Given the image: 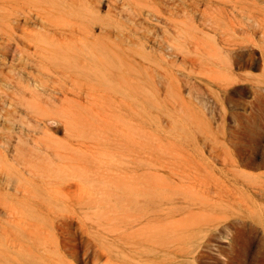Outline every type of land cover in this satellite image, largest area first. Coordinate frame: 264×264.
I'll return each instance as SVG.
<instances>
[{"label": "rangeland", "instance_id": "374dc122", "mask_svg": "<svg viewBox=\"0 0 264 264\" xmlns=\"http://www.w3.org/2000/svg\"><path fill=\"white\" fill-rule=\"evenodd\" d=\"M120 12L123 17L116 16L119 26L115 30L119 38L112 41L130 51L129 81L117 76L110 86H99L91 95L79 97L88 84L44 78L47 93L59 95L60 108H56L71 123L47 121L49 128L38 132L33 131L34 120L16 117L11 111L24 96L17 94L15 85H28L21 77L26 75V61L21 54L4 60L0 12V264H24L16 256L20 246H11L12 241L34 246L48 264H86L85 259L95 264L98 255L103 257L99 264H144L142 260L147 264V256L142 259L144 252L135 248V242L145 239L146 198L151 193L201 189L217 203L224 195L231 206L229 214L236 215L237 208L246 210L250 205L264 213V198L247 193L239 177L242 173L259 176L264 170L258 157L264 153V142L258 140L264 133L244 131L260 124L264 109L250 108L245 102L253 97L237 93L231 79L241 71L260 70L264 0H102L101 18ZM174 23L189 28L187 35L177 36L183 46L176 49L167 47V30ZM24 27L15 28L14 34L32 29ZM94 30L102 33L99 22ZM222 73L231 75L229 82L223 81ZM222 95L229 97L226 105H219ZM9 100L14 105L9 106ZM19 137H28L32 144L36 140L65 147L66 159L54 158V166L73 161L71 174L82 179L107 176L128 183L113 186L106 200L90 199L87 194L83 199L79 190L88 186L82 180L48 176L44 180L30 173L34 167L26 170L30 164L47 170L52 161L36 154L37 150H27ZM30 192L51 195L52 206L28 198ZM242 195L246 200L238 206ZM23 198L42 206L47 222L32 243L18 240L27 224L12 223L16 213H8L3 206L5 201L14 204ZM245 213L243 253L234 264H263L264 229L255 221L258 212ZM156 219L158 224L159 215ZM171 219L177 217L171 214L164 221ZM63 241L77 249L80 262H74L72 253L57 249V242L63 245ZM221 241L230 247L229 239ZM178 246L172 247L173 253L179 251ZM130 256L142 260L130 262Z\"/></svg>", "mask_w": 264, "mask_h": 264}, {"label": "bare ground", "instance_id": "6f19581e", "mask_svg": "<svg viewBox=\"0 0 264 264\" xmlns=\"http://www.w3.org/2000/svg\"><path fill=\"white\" fill-rule=\"evenodd\" d=\"M101 4L102 0H0V12L3 14L2 19L4 21L1 54L5 61L7 60L5 57L10 54L14 56L21 54L20 58L26 61L24 63L26 75H21V77L27 79L28 85L21 87L20 82L15 85L19 89L17 94L24 96L11 111L15 112L16 117L25 116L27 119L34 120L36 122L33 127L34 132L47 130L49 128L47 121L51 120L53 125L55 120L62 123L63 119L67 121L65 124L71 123L70 118L62 109L56 108H60L57 106L59 95L57 92L47 93L49 90L46 81L43 80L44 78L88 84V90L82 89L78 92L79 97L91 95L99 86H110L112 80L117 76L124 81H129L130 51L124 50L123 47H120L121 45L114 44L112 41L114 38H119L115 31L119 26L116 16L123 17V14L120 12L101 18ZM98 22L102 33L97 35L94 24ZM21 26L32 27V29L22 35H15V28ZM187 26V24L184 26L177 23L172 24L171 28L167 30L169 35L167 47L176 49L182 45L177 36L181 33L187 35L189 30ZM121 41H125V39ZM261 50L263 62L261 86L264 87V45H262ZM16 58L18 59V57ZM221 77L224 79L223 81L229 82L228 78L231 75L228 77V74L222 73ZM234 77L231 79L235 80ZM11 105L14 104L11 102L9 106ZM54 116L58 119H55ZM263 121L264 118L262 123ZM28 137L26 139L19 137L23 140L27 150L30 148L33 151L37 150L36 154L40 153L43 159L52 162L47 166V170L40 164H30L26 170L30 171V167H34L35 170L30 171V173L38 175L44 180L47 176L54 179L58 178L57 180L60 181L74 178L82 180L84 185L88 186L87 190L84 188L79 190L78 195L83 199L87 194L90 199L102 197L106 200L113 194V186L116 184L126 186L128 183L127 180L119 182L115 178L107 176H95V178L87 180L71 174L75 169L74 165L72 166L73 161H64L62 166H54L53 164L56 157L59 160L66 159L65 147L60 146L58 149L55 145L36 140H33L32 144ZM30 144L32 146H29ZM26 155L28 154L26 153ZM239 177L247 188V193L260 195L264 198V173L259 176L242 173ZM219 197L220 201L217 203L210 196L202 193L201 189L170 190L159 195L149 194L146 198L145 207L148 218L145 239L135 242V248L144 252L142 259L143 256H147V264H156L157 260H161L165 264H234L238 262L243 253L242 233L247 226L248 215L245 211L253 212L254 210V214L258 212L255 221L263 229L264 213L260 214L254 206L250 205L251 207L248 206L246 210L237 208L236 212L238 213L236 215L229 214L228 210L231 206L226 203V197L224 195ZM28 198H37L38 201L44 202V206H52L53 202L51 195L38 192H30ZM245 200L244 195H242L241 199L237 201L238 206L243 205ZM30 201L23 198L14 204L7 201L3 204L8 213H16L12 215L13 219L10 220L13 221L12 223L27 224L26 226L22 224L24 228L20 232L22 236V239H18L20 242L23 239L31 243L34 242L42 235L47 225L42 216V206ZM177 213L181 217L178 218ZM171 214H174L177 219L164 221ZM158 215L161 220L159 219L157 224L156 217ZM43 237L48 236L43 234ZM223 239L230 240L228 243L230 247L221 241ZM57 243V249L60 252L64 249L69 254L74 255L75 263L81 261L79 252L75 247L65 241H63V245ZM178 243L179 251L175 254L172 252V247ZM10 244L15 247L20 246L16 256L24 264H48L47 258L38 252L34 246L17 245L13 241ZM213 250H216V253H212ZM102 258L98 255L94 259V263H101ZM142 259L130 256V262L137 263ZM208 260L210 261L208 262ZM84 262L88 263L86 259ZM142 262L145 264V260Z\"/></svg>", "mask_w": 264, "mask_h": 264}, {"label": "crops", "instance_id": "0c3cea01", "mask_svg": "<svg viewBox=\"0 0 264 264\" xmlns=\"http://www.w3.org/2000/svg\"><path fill=\"white\" fill-rule=\"evenodd\" d=\"M262 74H263V62L260 65V70L258 71H241L238 75H236L235 80L233 81L234 84L237 85L236 92L239 93L240 95L247 94L249 96L253 97V100L246 101L247 105L250 108L254 107H260L264 109V87L261 86V79H262ZM232 82V83H233ZM218 90V88H215ZM219 91V90H218ZM229 91V90H228ZM227 91V92H228ZM223 93V91H222ZM222 102H219V105L224 103L226 105V101L229 100L228 96H221ZM254 102L256 104H254ZM258 126L255 129H244L246 132H255V133H264V121L260 122V124H257ZM258 140L264 142V136H261L260 138L258 137ZM264 148V146H262ZM259 158H261V164L264 163V153L261 154L260 156L258 155ZM259 174L264 173V170L261 172H258ZM256 173V174H258Z\"/></svg>", "mask_w": 264, "mask_h": 264}]
</instances>
